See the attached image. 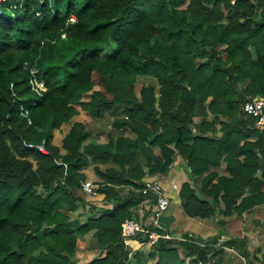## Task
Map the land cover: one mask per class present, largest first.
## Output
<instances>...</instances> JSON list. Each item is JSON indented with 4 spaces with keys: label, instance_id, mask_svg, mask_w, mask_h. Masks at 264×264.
Here are the masks:
<instances>
[{
    "label": "trees",
    "instance_id": "trees-1",
    "mask_svg": "<svg viewBox=\"0 0 264 264\" xmlns=\"http://www.w3.org/2000/svg\"><path fill=\"white\" fill-rule=\"evenodd\" d=\"M223 54L230 65L218 64ZM31 68L46 92L33 91ZM96 73L109 91L110 84L120 89L114 100L94 91ZM137 76L156 79L159 93L145 86L139 99ZM254 96L264 99V0H8L0 14V264H72L80 239L93 231L106 254L88 264H189L175 245L192 264H209L224 249L175 239L154 245L150 263L130 259L123 223L132 202L69 231L70 213L93 206L82 191L90 163L99 165L98 192L114 201L110 186L141 189L167 176L179 157L191 178L179 193L189 217H212L221 205L225 217L242 216L264 204V129L242 110ZM77 105L93 116L115 109L118 139L92 144L85 125L75 123L63 145H54ZM204 110L215 120H202L196 133L191 125ZM44 140L48 154L26 146ZM14 153L34 157L38 169L29 162L22 169Z\"/></svg>",
    "mask_w": 264,
    "mask_h": 264
},
{
    "label": "crops",
    "instance_id": "crops-1",
    "mask_svg": "<svg viewBox=\"0 0 264 264\" xmlns=\"http://www.w3.org/2000/svg\"><path fill=\"white\" fill-rule=\"evenodd\" d=\"M94 91L100 90L95 87ZM91 94L92 93H89L88 97L85 98V101L90 99ZM75 108L77 109L78 114L70 122L65 123L61 129L54 133V145H56L54 142L56 138H61L63 141L75 123H82L86 126L90 122L87 116L89 112L84 111L78 105L75 106ZM86 130L91 134L90 130L87 128ZM98 134H91L90 142L98 140ZM219 135H221V132L218 133V136ZM62 145L63 142L56 146L61 147ZM96 166L99 165L90 163L86 173L84 170L83 173L86 176V181L95 183L96 187L99 189L103 180L95 172ZM101 167L102 166H100V168ZM187 171L188 169L185 162L179 157L165 178L158 177V179H162L166 194L171 198V205L167 210L168 212H166L160 220L163 230L173 238H180L187 236L188 234H193V236L196 235V238L194 237L196 241L199 239L202 240V237L209 236V244H216L217 240L222 237H224L226 241L231 242L230 246H224L225 249L222 253L211 255L209 264H264V204L255 207L242 216L235 215L233 217H224L219 214L223 208L220 206L218 207L219 209L216 210L215 216L211 218H191L186 214L179 195L182 184L191 181L190 174H188L189 172ZM178 178H181L180 182L176 181ZM174 186H177L178 189H174ZM110 187L117 192V199L114 201H108L106 199V194L100 192L95 198H90L96 200L95 202H90V199H87L93 206L86 209V215L79 219L78 222L70 221L69 225H67L69 231L88 224L92 218L99 217L101 215L100 213L125 201L132 202L134 205L130 208L132 218L142 221L145 224L148 221H151L156 206L154 199L143 196L140 193V189L132 185ZM74 223H77V225L71 226ZM95 233L96 231H93L80 239L78 249L76 250V256L72 259V264H77V262L78 264L81 263L79 262L80 260H78L79 258L86 259V256H88L90 252L96 250H98L100 256H105L106 251L99 245ZM142 237L144 238V236H139L137 239H124L126 247L130 252V259H133V256L131 255H133L136 250H142L147 246L146 243L142 241ZM223 244L224 242L222 243V247ZM232 253L238 258H235ZM96 258L97 257L93 258L91 262ZM88 263H90V261H86L83 264Z\"/></svg>",
    "mask_w": 264,
    "mask_h": 264
},
{
    "label": "rangeland",
    "instance_id": "rangeland-1",
    "mask_svg": "<svg viewBox=\"0 0 264 264\" xmlns=\"http://www.w3.org/2000/svg\"><path fill=\"white\" fill-rule=\"evenodd\" d=\"M182 8V7H181ZM4 12L6 15H10L12 12L9 10V9H6L4 8ZM225 49V46H219L218 47V50H224ZM228 56L226 54H223L221 55L219 58H217V62L218 64H220L221 66H228L230 65V63H228V60H227ZM209 60V61H208ZM212 61H210V57L205 59V60H201V59H198L196 61V63L198 65L200 64H203V63H211ZM95 83H96V88L99 89L100 91H102L109 99L111 100H114L115 99V96L118 94V90L120 91V89L118 87H116V85H113V84H110V88L112 89L111 91H109V89L107 87H105L104 85V82L102 80V76L98 73L95 74ZM135 83H134V94L139 98L141 99V91L142 89L145 87V86H154L155 89H156V93L158 94L159 93V90H160V85L158 83V81L154 78H149V77H146V76H137L135 78ZM250 79L247 78L245 80V83H242L240 84L239 86L240 87H245L247 86L249 83H250ZM121 92V91H120ZM123 92H127V88L124 89ZM263 97L261 96H254L252 99H261ZM252 99H249V100H252ZM209 99L206 101V105L205 106H209ZM119 106H116L117 109L120 110V116L119 118H124L126 117L124 113H121L122 112V109L121 108H118ZM117 112L115 111V109L113 111H110L108 113H106L105 115H102V116H93L91 115L90 113L87 114L88 118H89V123L85 126L88 130H90L91 134L93 135L94 133L95 134H98V140H94V142H91L92 144H106L110 141L111 138H114V139H118L119 135H121V132L116 128L115 126V121L118 119L116 117V114ZM90 114V115H89ZM199 116V121L197 124L193 123V125H191V129L193 131H195L196 133H199L200 132V127L199 125L201 124L202 120L203 121H208V122H212L215 120L214 116L211 115L210 111L209 110H204L201 114L199 113L198 114ZM92 119V121H91ZM238 118H235L233 120H231L230 122H232V124H235L236 122H238ZM222 124L220 122H217L216 123V132H217V135L219 132H221V128H222ZM255 126H257V128H261V129H264V127H260L258 125L255 124ZM202 128V127H201ZM218 130V131H217ZM56 132V131H55ZM206 134L208 136H212L213 135V131H207ZM125 136H128V137H133L131 133H129V131H126L125 133ZM220 136V135H219ZM64 140V139H63ZM54 142L56 143V145H60L63 141L61 138H56L54 140ZM54 144V143H53ZM171 148L174 149V145H170ZM153 152L155 155L157 156H161V149L158 147V146H154L152 148ZM14 155L16 156V158L21 162L20 166L22 169H24L26 166H25V163L26 162H29L31 164V167L34 171H36L38 169V165H37V162L36 160L34 159V157H27V158H23L21 157V155H17L14 153ZM187 167V166H186ZM101 171L104 172L105 171V167L102 166L101 168ZM188 169V168H187ZM83 170L85 171L86 173V170H88V166H86L85 168H83ZM145 170L146 172L148 171V168L145 167ZM95 172H96V167H95ZM188 172V171H187ZM189 174V173H188ZM161 177H164L165 176H161ZM161 182H162V179H160ZM176 181L180 182L181 181V178H178L176 179ZM200 185V183H199ZM38 190L41 192L42 190V187H39ZM87 199H90L88 197H86ZM96 200H92L90 199V202H95ZM222 206V205H221ZM100 207V206H99ZM219 207V206H218ZM218 207H215L216 210L219 209ZM102 209V208H101ZM168 212V211H167ZM219 212V211H218ZM100 213V212H99ZM103 213V212H102ZM100 213V214H102ZM216 214V213H215ZM219 214L223 215L222 213V209L221 211L219 212ZM86 215V209H84V207L81 205V204H78V209L74 212H71L70 213V219L73 221H76L78 222L79 219H81L82 217H84ZM215 216V215H214ZM224 216V215H223ZM213 217V216H212ZM225 217V216H224ZM211 218V217H209ZM202 219V218H201ZM207 219V218H206ZM142 222V221H141ZM143 224L148 228L151 225V221H148L146 224L143 222ZM77 223H74L73 225L71 226H76ZM188 234V233H187ZM186 234V235H187ZM124 237V236H123ZM139 237V236H138ZM137 237V238H138ZM194 237L196 238V235H194ZM136 238V239H137ZM173 238V237H172ZM179 238V237H178ZM176 239V238H175ZM223 239V242L225 241V238L222 237ZM199 244H202V245H206L209 243V236L207 237H202V240H198L197 241ZM146 247H144V249L140 250H136L134 252L133 255L131 256H137L138 259H140L142 262H146V263H150L151 260H149V254L150 252L153 250V247L151 244L149 243H146ZM175 247L178 248L179 250V253H180V258L182 260H184L186 263H189V264H192V257H191V254H187L181 247H179L178 245H175ZM82 251V250H81ZM231 253V252H229ZM233 256H235V258H238L234 253H232ZM99 252L98 250L94 251V252H90L88 254V256H86V259H78L80 260L79 264H83L85 263L86 261H90L95 258V257H99ZM78 264V262H77Z\"/></svg>",
    "mask_w": 264,
    "mask_h": 264
},
{
    "label": "built area",
    "instance_id": "built-area-1",
    "mask_svg": "<svg viewBox=\"0 0 264 264\" xmlns=\"http://www.w3.org/2000/svg\"><path fill=\"white\" fill-rule=\"evenodd\" d=\"M8 0H0V14L3 12V7ZM28 67V64H26ZM31 77H30V84L37 94H41L42 92H46V87L43 81H40L37 78L38 70L35 68L30 69ZM243 112L253 117L256 120V125L260 127H264V99H252L247 100L242 106ZM24 115L27 116L28 112L23 111ZM26 146L37 152L42 154H48L47 142L44 140L42 143H30L26 144ZM174 189H178L177 186H174ZM82 191L84 194L87 195L88 198H95L98 196V188L96 187L95 183L91 181H86L82 184ZM140 193L148 198H152L156 202L154 214L151 218V225L150 227L163 229L161 226V218L167 212L171 205V198L166 194V191L163 187V184L160 179L147 181L143 184L142 188L140 189ZM123 236L125 240H130L137 238L138 236H144V238H148V242L152 246L156 245L161 239H175L171 236L163 235L158 231L150 230L149 227L147 228L143 222L135 219L129 218L125 220L123 223ZM175 240L182 242V243H197L199 244L196 239L194 238L193 234H188L187 236H183L180 238H176ZM223 239H218L216 244H212L211 246L216 249H225L222 247ZM202 245V244H200ZM204 246V245H202ZM198 264H205L203 262H199Z\"/></svg>",
    "mask_w": 264,
    "mask_h": 264
}]
</instances>
